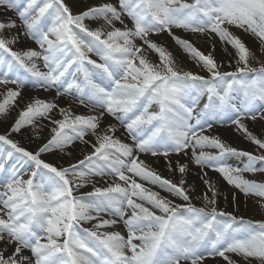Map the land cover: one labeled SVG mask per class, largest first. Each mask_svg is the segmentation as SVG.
<instances>
[{
  "label": "snow or ice",
  "instance_id": "6c2138e0",
  "mask_svg": "<svg viewBox=\"0 0 264 264\" xmlns=\"http://www.w3.org/2000/svg\"><path fill=\"white\" fill-rule=\"evenodd\" d=\"M0 8L16 17L0 20V85H15L0 101V114L18 106L26 83L55 89L57 96L90 113L34 98L9 132L0 134V242H5L0 264H205L209 257L225 264H264V221L218 211L208 179L204 183L212 195L206 192L205 207H196L183 178L178 183L165 179L140 158L167 159L191 149L197 167L219 173L245 196L264 199V183L243 176L264 172V166L257 167L264 165V155L202 134L213 122L230 123L264 149V140L242 123L255 121L257 113L264 119V64L252 66L255 53L230 30L252 35L264 52V0H117V5L103 3L76 15L65 0H0ZM101 20L97 28L86 24ZM174 28L214 34L235 50V69L222 71L224 65L211 53L176 36ZM13 29L19 31L4 34ZM160 33H167L208 75L178 69L172 53L150 39ZM22 37L39 50H14ZM149 50L158 63L148 58ZM54 111L61 118H54ZM105 115L117 123L103 125ZM38 120H47L50 137L35 152L10 138ZM118 127L131 143L116 136ZM77 142L92 150L67 167L41 158ZM228 156L246 158L244 167L225 163ZM13 157L28 166L27 179L15 165L7 166ZM168 167L183 176L188 164L177 161L173 169L169 162ZM97 177L104 185L97 186ZM89 183L91 191L76 194Z\"/></svg>",
  "mask_w": 264,
  "mask_h": 264
},
{
  "label": "rangeland",
  "instance_id": "374dc122",
  "mask_svg": "<svg viewBox=\"0 0 264 264\" xmlns=\"http://www.w3.org/2000/svg\"><path fill=\"white\" fill-rule=\"evenodd\" d=\"M191 2V0H189ZM65 3L70 8L74 15L87 10L88 8L98 6L103 3H113L117 5V0H65ZM8 18L15 19V13L11 11H6L4 8H0V20L7 21ZM125 22L131 25V22L125 17ZM91 28H97L103 21H86ZM117 27H122L119 23L116 24ZM230 30L237 36H239L254 53L255 55L250 58V64L254 67H259L260 64H264V52L261 51L260 46L256 38L252 35L245 33L243 30L230 28ZM17 32V29L6 30L5 35H10ZM173 33L181 38L189 40L193 45L204 54L211 53L218 64H223L224 67L222 71H232L236 67L234 60L235 50L230 46H225L219 42L218 37L214 34L205 33H191L185 31L184 29L174 28ZM150 39L163 45L168 51L172 53L174 60L176 61V67L183 71H189L194 74H199L202 76H207V71L197 62L189 57L167 33H160L158 35L150 36ZM137 43H141L137 40ZM215 45V48H213ZM14 50H28L35 49L39 50L38 45L34 41L26 37H22L19 43L12 46ZM146 55L153 63H158L159 58L157 54L151 52L150 50L146 52ZM96 59V57H93ZM229 62L232 63V67H228ZM42 66V65H41ZM15 89V85H0V101L3 100L4 94L7 89ZM34 98H40L46 101H53L60 105L61 107L71 106L72 110L77 114H90L89 109L71 101L70 98L65 96H57L56 90L51 89L44 91L42 89L33 88L30 83L21 89V95L17 98V107H10L9 111L5 114H0V134H6L9 132L13 126L15 120L18 118L19 112L26 107V105L31 102ZM206 102V98L201 99L199 105L203 106ZM51 115L59 119L61 118L57 111L51 113ZM259 113H257V119L255 121L251 119L243 120L242 123L248 128V131L259 139L264 140V119L259 118ZM111 117L105 115L102 121L103 125L116 124ZM208 136L218 137L226 145L234 147L240 151H247L254 155H264V149H260L257 145L253 144L241 131L237 130L236 126L230 123H225L220 125L213 122V127L210 129H205L202 133ZM45 137L46 141L50 137V126L47 120H38L34 125H29L23 128L19 133H12L10 138L17 142L20 146L25 149L35 152L39 146H41L46 141L42 142L41 137ZM116 136L124 140V142L131 143L130 140L125 139L126 133L123 128H119L116 132ZM86 139L94 140L93 137L88 136ZM91 148L82 142H77L70 149L63 152L52 151L42 154L41 158L46 162L52 163L57 167H67L71 163H75L83 156L91 152ZM199 151V149H197ZM205 151L215 152L214 149H205ZM71 152V155L68 153ZM192 152L191 149L188 150V154H181L180 156L171 155L169 158L163 156H151L150 154H140V158L144 160L153 170H155L161 177L165 179L172 180L174 183H178L182 178L186 181L183 185L188 191L191 203L196 207H205L206 201L204 199V194L207 192L208 185L204 183L205 179L210 180L211 184L214 185L216 191V204L215 207L218 211H225L232 213L237 217H244L245 219H250L253 221H264V199L259 198L255 195L245 196L234 186L229 185L219 173L209 169H201L197 167L191 159ZM151 158V159H149ZM177 161L180 163L188 164L187 171L181 176L178 170L170 171L168 164L171 163L173 169H176ZM21 163L17 157H13L8 161L7 166L15 165L21 173L24 174V178L27 179L28 166L25 164L21 166ZM225 163L231 165L232 167H244L246 163V158L237 156H228L225 158ZM264 165L258 164L257 167H262ZM207 173L204 177L203 173ZM245 179L254 180L257 182L264 183V172L256 173H243ZM203 177V178H202ZM97 186L104 185V181L101 178H93ZM111 182V178H107ZM146 187H152L155 191H160L162 196L173 200L177 204L185 203L181 199L170 195L167 192L161 191L158 187L151 185H145ZM92 190V184L89 183L86 187L80 188L76 194L88 192ZM209 198L212 193L207 192ZM235 197V199H233ZM211 207V205H208ZM86 227L90 225H85ZM116 230L121 231L125 236L127 235L126 229L122 225H118ZM5 247V242H0V249ZM11 250V248H9ZM30 255V253H25ZM234 259H240L239 257H233ZM212 260H215L213 262ZM205 264H225L222 258H207Z\"/></svg>",
  "mask_w": 264,
  "mask_h": 264
},
{
  "label": "bare ground",
  "instance_id": "6f19581e",
  "mask_svg": "<svg viewBox=\"0 0 264 264\" xmlns=\"http://www.w3.org/2000/svg\"><path fill=\"white\" fill-rule=\"evenodd\" d=\"M17 31H19V29H17ZM42 138V142H44V141H46V139H45V137L43 136V137H41ZM149 159H151V158H149ZM213 262H215V260H212ZM207 261H205V263H206Z\"/></svg>",
  "mask_w": 264,
  "mask_h": 264
}]
</instances>
